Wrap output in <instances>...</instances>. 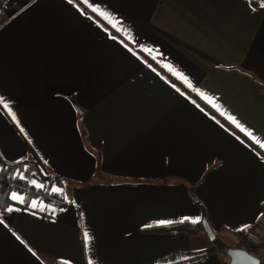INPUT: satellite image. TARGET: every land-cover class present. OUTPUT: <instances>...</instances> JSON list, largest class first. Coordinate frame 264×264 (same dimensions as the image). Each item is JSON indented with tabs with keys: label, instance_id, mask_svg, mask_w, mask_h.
<instances>
[{
	"label": "crops",
	"instance_id": "crops-1",
	"mask_svg": "<svg viewBox=\"0 0 264 264\" xmlns=\"http://www.w3.org/2000/svg\"><path fill=\"white\" fill-rule=\"evenodd\" d=\"M261 5L6 0L0 158L32 173L0 213V264H224L202 219L237 246L264 214Z\"/></svg>",
	"mask_w": 264,
	"mask_h": 264
},
{
	"label": "trees",
	"instance_id": "trees-1",
	"mask_svg": "<svg viewBox=\"0 0 264 264\" xmlns=\"http://www.w3.org/2000/svg\"><path fill=\"white\" fill-rule=\"evenodd\" d=\"M251 4L256 6V5H261L264 4V0H250ZM27 160L24 161H19V162H13V163H8L4 162L0 158V213L6 211V208L9 205V202L11 201V198L9 195L14 192L20 190L22 188V183L24 182L23 179H21V171L25 164L27 163ZM38 171L33 177L37 179L41 184L43 190H40L38 192L40 195H42L46 201L48 197H57L60 200V197L58 195H55L56 193L53 192H47L48 188L53 185H62V178L56 175H52L49 173L43 174L39 168H36ZM38 190V191H39ZM36 191V190H32ZM61 202V200H60ZM180 228V227H179ZM193 229L194 226L193 224H188L184 222L181 225L180 229ZM236 235L239 237V241L237 243V246H240L244 249H246L248 252L256 255L251 248L246 244L243 239L241 238L239 232L236 233ZM258 256V255H256ZM260 264H264V258H260Z\"/></svg>",
	"mask_w": 264,
	"mask_h": 264
},
{
	"label": "water",
	"instance_id": "water-1",
	"mask_svg": "<svg viewBox=\"0 0 264 264\" xmlns=\"http://www.w3.org/2000/svg\"><path fill=\"white\" fill-rule=\"evenodd\" d=\"M74 108L78 114H81V110L78 107L75 106ZM201 227L208 240L213 244L214 249L226 258L224 264H260L258 256L248 252L240 246L228 245L218 238L214 231L210 229L205 219H202Z\"/></svg>",
	"mask_w": 264,
	"mask_h": 264
},
{
	"label": "built area",
	"instance_id": "built-area-1",
	"mask_svg": "<svg viewBox=\"0 0 264 264\" xmlns=\"http://www.w3.org/2000/svg\"><path fill=\"white\" fill-rule=\"evenodd\" d=\"M5 1L0 0V9L4 6ZM46 202L52 205H59L61 203L57 197H48ZM239 234L260 259L261 254H264V214L261 213L255 220L244 224L239 229Z\"/></svg>",
	"mask_w": 264,
	"mask_h": 264
},
{
	"label": "snow or ice",
	"instance_id": "snow-or-ice-1",
	"mask_svg": "<svg viewBox=\"0 0 264 264\" xmlns=\"http://www.w3.org/2000/svg\"><path fill=\"white\" fill-rule=\"evenodd\" d=\"M72 2H73V0H69V3H72ZM261 6L264 7V4H262ZM93 10H95V9H93ZM0 104H2L4 108H8V105L6 103H4L3 98H0ZM9 112H11L10 109H9ZM13 119H15V115L14 114H13ZM233 122H235V121H233ZM237 126H239V125H237ZM20 178L24 179L23 176H21ZM31 183L35 184L36 182L35 181H31ZM40 187H42V185H40ZM52 191L56 192V191H59V189L53 188ZM11 199L14 200V201H19L20 203L24 202V197L23 196H18L16 193L12 194ZM36 206H37L36 202H32L31 207L35 208ZM7 211L11 212V211H13V209L11 207H9L7 209ZM192 222L196 223L197 221L193 220ZM0 223H3V221L0 220ZM88 239H89L88 234L85 233V241H86V243H87ZM89 264H91V262H89Z\"/></svg>",
	"mask_w": 264,
	"mask_h": 264
},
{
	"label": "rangeland",
	"instance_id": "rangeland-1",
	"mask_svg": "<svg viewBox=\"0 0 264 264\" xmlns=\"http://www.w3.org/2000/svg\"><path fill=\"white\" fill-rule=\"evenodd\" d=\"M30 173H32V172H30ZM30 173H29V171L26 172V173L24 174V176H25L24 178H28ZM30 176H31V175H30ZM28 179H29V178H28ZM29 180H30V179H29ZM66 186H67V187H66V189H65V191H64V192L66 193L65 199H68V198H69V194H68V192H69L68 187H69V186H68V185H66ZM66 197H67V198H66ZM235 236L237 237V235H235ZM261 258H264V254H263V253L261 254Z\"/></svg>",
	"mask_w": 264,
	"mask_h": 264
}]
</instances>
